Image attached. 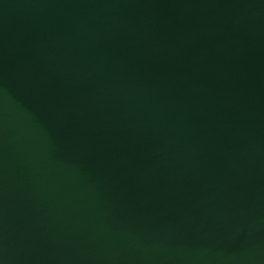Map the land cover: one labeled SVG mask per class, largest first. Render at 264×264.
Here are the masks:
<instances>
[{
    "label": "water",
    "instance_id": "95a60500",
    "mask_svg": "<svg viewBox=\"0 0 264 264\" xmlns=\"http://www.w3.org/2000/svg\"><path fill=\"white\" fill-rule=\"evenodd\" d=\"M0 264H264V0H0Z\"/></svg>",
    "mask_w": 264,
    "mask_h": 264
}]
</instances>
